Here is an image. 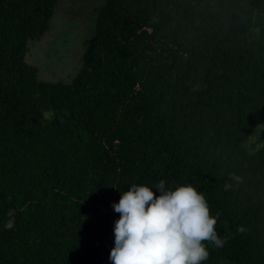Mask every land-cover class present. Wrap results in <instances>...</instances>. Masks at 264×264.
<instances>
[{"label":"trees","instance_id":"trees-1","mask_svg":"<svg viewBox=\"0 0 264 264\" xmlns=\"http://www.w3.org/2000/svg\"><path fill=\"white\" fill-rule=\"evenodd\" d=\"M59 3L0 0V264H111L112 204L161 179L217 216L203 264H264V0H107L79 75L44 83Z\"/></svg>","mask_w":264,"mask_h":264},{"label":"clouds","instance_id":"clouds-1","mask_svg":"<svg viewBox=\"0 0 264 264\" xmlns=\"http://www.w3.org/2000/svg\"><path fill=\"white\" fill-rule=\"evenodd\" d=\"M112 208L120 216L114 223L111 264H203L209 257L205 242L216 248L226 242L216 231L217 216L210 213L204 192L192 184L133 183Z\"/></svg>","mask_w":264,"mask_h":264},{"label":"rangeland","instance_id":"rangeland-1","mask_svg":"<svg viewBox=\"0 0 264 264\" xmlns=\"http://www.w3.org/2000/svg\"><path fill=\"white\" fill-rule=\"evenodd\" d=\"M106 1L60 0L49 30L29 43L26 55L27 63L37 68L40 81L71 84L79 75L98 13ZM263 145L264 122L254 130L246 147L253 153Z\"/></svg>","mask_w":264,"mask_h":264}]
</instances>
